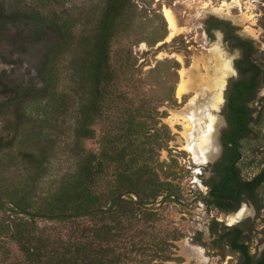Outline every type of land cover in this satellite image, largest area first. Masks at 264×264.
Instances as JSON below:
<instances>
[{
	"label": "trees",
	"instance_id": "16d2710c",
	"mask_svg": "<svg viewBox=\"0 0 264 264\" xmlns=\"http://www.w3.org/2000/svg\"><path fill=\"white\" fill-rule=\"evenodd\" d=\"M66 2L0 0V35L10 30L18 31L25 49L44 39L48 33L55 36L37 70L38 84H32L30 90L33 89L39 99H44L51 110H61L65 104V91L59 90L58 63L65 55H70L68 88L77 98L73 118V169L60 179L54 190L45 194H36L26 187L14 188L8 193L0 191V238L15 243L23 257L17 264L182 263L181 258L165 253L168 247H172L164 240V237L170 236L169 233L156 239L158 232L148 234L147 238V233L136 232V215L155 229L152 224L160 222L161 207L145 210L131 196L121 199L118 210L114 212L81 217L88 219V223H80V218L76 217L55 218L93 209L111 210L117 197L124 192L135 194L146 206H153L158 198L168 195H175L178 199L173 186L161 181L153 167L156 151L165 148L169 139L166 127H163V138L153 130L158 121L156 105L151 106V98L136 107L119 105L121 101H126L117 89L122 80L120 76L130 72L136 59L128 48L122 52L120 63L116 66L111 62V52L115 40L129 35L134 27L136 9L133 0H103L99 10L90 13L91 32L79 35L74 33L76 20L67 9H63ZM236 31L229 21L215 16H209L204 22V32L211 41L219 32L224 47L230 40V47H241L245 55L255 56L252 60L261 65L257 69L264 72V51L255 49L253 41L240 39ZM164 38L163 35L160 39L144 43L151 48ZM247 63L254 66L249 59ZM173 65L178 66L176 62ZM26 88L10 90L14 97L9 103L0 102V110L7 104L29 97L30 90ZM171 99L169 96L163 101ZM43 120L48 121L45 117ZM96 121L112 122L99 137V151H85L81 142L95 138ZM21 155L22 160L35 171L40 170L42 163L48 159L45 149H40L36 156L26 152ZM38 176L36 172L31 180L36 182ZM168 200L174 202L171 198ZM40 220L71 223L72 227L64 235L58 232L51 234L47 228L39 226ZM171 235L173 240L181 237L175 231ZM136 236L140 240L139 245L134 241ZM232 245L240 253V264H264V251L258 259H254L244 244L234 239Z\"/></svg>",
	"mask_w": 264,
	"mask_h": 264
},
{
	"label": "rangeland",
	"instance_id": "374dc122",
	"mask_svg": "<svg viewBox=\"0 0 264 264\" xmlns=\"http://www.w3.org/2000/svg\"><path fill=\"white\" fill-rule=\"evenodd\" d=\"M102 1L67 0L63 9H67L68 13L76 20L75 35L91 32L90 13L97 12ZM230 1L133 0L136 9L134 27L129 35L118 37L112 45V64L118 66L122 52L128 48H131L133 57L136 59L130 72H125L120 76L122 80L117 89L126 97V101H121L119 105L136 107L149 98H151V106L156 105L158 121H156L157 125L153 130H156L160 138H163V127H166L169 139L165 148L156 151L153 167L159 175V179L170 183L178 200L188 206L183 208L179 204L167 200L159 210L160 222L152 224L153 227L155 225V229H152L149 223H143L140 215H136V232L140 230L142 233H147L146 238L148 234L152 235V232H158L156 239L170 234V236L164 237V240L166 245L169 244L172 247H168L165 253L181 258L182 263L172 261L167 264H236L239 261L238 256L227 251L221 257L214 256L207 245L201 243L200 236H198L199 232L206 234L208 224L212 220L211 216L224 221V224L227 223V219L213 210H207L195 200L198 193L204 194L206 190L198 179L195 171L198 167L194 165L192 155L184 149L187 143L182 135L183 126L178 120V116L183 114L189 95L184 96L181 100L175 97L180 70L189 68L194 57L208 55L214 44L219 45L225 56L227 54L222 45V36L215 33V39L211 41L204 32V22L209 16L229 21L236 27L239 35L252 39L257 49L264 51L262 44L264 43V22L262 21L264 8L258 9L256 5L250 3L251 0H242L247 4L248 10L245 11L251 19L245 22L239 20L240 10L236 6L222 13L215 11L223 2L229 3ZM163 8L172 12L179 28V32L169 41H166L169 31L162 16ZM162 23L165 26L164 30ZM250 29L254 31L253 34L249 33ZM18 33V31L10 30L0 35V93L3 94L0 96L1 103H9L13 99L14 94L10 90L18 87H27L26 89L30 90L32 84H38L37 70L44 53L55 41V36L48 33L44 39L28 45L25 49V44L21 41L22 37ZM163 35L165 38L157 42L154 47L149 48L144 43V41L151 42L156 38L160 39ZM64 58L58 63L59 90L64 89L65 91V104L61 110H51L47 107L48 104L44 99H39V96H36L33 89L29 91L30 96L26 99H19L7 104L0 110V191H4V193L10 192L14 188L26 187V189L34 190L36 194H45L54 190L60 179L74 167L73 118L77 109V98L69 92L68 88L70 55H65ZM173 62H176L178 66H174ZM169 96L172 97L170 101H163ZM51 103L55 104L53 101ZM17 107L18 113H16ZM16 116L19 118L17 119ZM253 116L256 117V113ZM44 117L48 121L43 120ZM111 122L96 121L94 125L95 138L83 140L81 147L85 151L98 152L99 137ZM251 129L252 134L258 135L260 138L254 141L250 137L245 142L247 145L244 147L245 150L251 149L256 144L263 146L264 117L259 121V124L253 125ZM40 149H45L48 159L42 163L40 170L35 171L36 169L22 160L21 153L26 152L36 156ZM36 172L39 176L34 182L31 178L36 176ZM207 175L208 173L205 174V176ZM161 199V197L158 198L153 207L158 205ZM261 214L264 217V213ZM79 222L88 223V219L80 218ZM251 222L250 228L254 232L249 233L248 244L250 253L255 254L261 247V239L264 238L262 233L264 219L256 220L253 217ZM38 223L40 227L47 228L51 234L58 232L59 235L68 233L72 227L71 223L44 220H40ZM158 229L160 230L158 231ZM174 231L176 235L180 233L181 237L173 240L171 234ZM134 241L137 245L140 244L137 236ZM185 250L192 251L194 257L187 259L188 257L184 255ZM201 250H203V254H201ZM22 260L23 257L15 243L7 238H0V264H17Z\"/></svg>",
	"mask_w": 264,
	"mask_h": 264
},
{
	"label": "flooded vegetation",
	"instance_id": "af4514ba",
	"mask_svg": "<svg viewBox=\"0 0 264 264\" xmlns=\"http://www.w3.org/2000/svg\"><path fill=\"white\" fill-rule=\"evenodd\" d=\"M235 34L242 40L252 41L237 31ZM231 44L229 40L225 47L231 75L221 93L219 110L214 113L218 119L214 133L215 150L204 163H193L198 167L196 174L206 190L204 194H197L195 200L198 204L224 218L235 215L242 202L248 205L249 214L234 226L227 227L224 221L211 216L206 234L198 233L201 243L206 244L214 256L221 257L227 251L238 256L236 264H240V253L234 250L232 242L236 239V242L249 248V233L254 232L250 228L251 220L253 217L264 219L261 214L264 213V144H256L249 150L244 148L250 137L254 141L260 138L252 134L251 128L259 124L264 115V72L257 69L261 65L252 60L255 56H247L241 47H230ZM248 59L254 66L247 63ZM179 205L188 207L183 203ZM260 243L258 252L252 254L254 259H258L264 251V238Z\"/></svg>",
	"mask_w": 264,
	"mask_h": 264
},
{
	"label": "bare ground",
	"instance_id": "6f19581e",
	"mask_svg": "<svg viewBox=\"0 0 264 264\" xmlns=\"http://www.w3.org/2000/svg\"><path fill=\"white\" fill-rule=\"evenodd\" d=\"M246 5V2L242 0H231L229 3L223 2L215 11L222 13L236 6L240 10L239 20L245 22L250 19L245 11ZM162 16L167 23L169 35L166 41H169L179 32V28L169 9L163 8ZM253 32L252 29L249 30L250 34ZM230 75L228 57L220 50L218 44L213 45L208 55L194 57L189 68L180 70L175 97L181 100L184 96L189 95V99L184 106L183 114L178 116V120L183 126L182 135L187 143L184 149L192 155L196 164L207 161L215 150L214 133L218 119L214 113L219 110L225 80ZM248 214L249 212L246 211L245 216ZM184 255L188 257L187 259L194 257V253L189 250H185Z\"/></svg>",
	"mask_w": 264,
	"mask_h": 264
},
{
	"label": "water",
	"instance_id": "95a60500",
	"mask_svg": "<svg viewBox=\"0 0 264 264\" xmlns=\"http://www.w3.org/2000/svg\"><path fill=\"white\" fill-rule=\"evenodd\" d=\"M217 34H219L221 36L220 33H217ZM126 196H131L133 198V200L136 201L140 205V207L145 209V210H157V209H159L160 207H162L165 204V202L168 200V198H171L174 201L178 202V200H177L175 195H168L165 198H163L158 205H156L154 207L153 206H146V205H143V204L140 203L139 198L135 194L130 193V192H124V193H122L121 195H119L117 197L116 205L111 210H107V209H93V210L82 212L80 214L73 215V216L64 215V216H57L55 218H68V217L81 218V217H84V216H87V215H91V214H104V213L114 212V211L118 210V208L120 206L121 199L125 198ZM178 203L181 204L180 202H178ZM50 217L51 216H48V218H50Z\"/></svg>",
	"mask_w": 264,
	"mask_h": 264
},
{
	"label": "clouds",
	"instance_id": "9594fccd",
	"mask_svg": "<svg viewBox=\"0 0 264 264\" xmlns=\"http://www.w3.org/2000/svg\"><path fill=\"white\" fill-rule=\"evenodd\" d=\"M235 75V73H233ZM247 203L242 202L241 208L234 216H228L226 226L232 227L235 224L239 223L245 216V213L247 211ZM201 254H203V250H201Z\"/></svg>",
	"mask_w": 264,
	"mask_h": 264
},
{
	"label": "built area",
	"instance_id": "2783aa9c",
	"mask_svg": "<svg viewBox=\"0 0 264 264\" xmlns=\"http://www.w3.org/2000/svg\"><path fill=\"white\" fill-rule=\"evenodd\" d=\"M250 3L254 6L256 5L258 7V9L264 8V1L263 0H251Z\"/></svg>",
	"mask_w": 264,
	"mask_h": 264
}]
</instances>
